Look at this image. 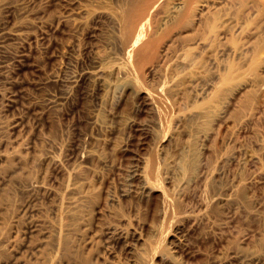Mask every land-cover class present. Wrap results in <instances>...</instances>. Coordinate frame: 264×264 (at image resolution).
Listing matches in <instances>:
<instances>
[{
	"label": "rangeland",
	"instance_id": "rangeland-1",
	"mask_svg": "<svg viewBox=\"0 0 264 264\" xmlns=\"http://www.w3.org/2000/svg\"><path fill=\"white\" fill-rule=\"evenodd\" d=\"M199 1L197 28L176 0L154 12L140 82L119 73L115 0H0V264H264V133L236 127L264 125L239 106L264 12Z\"/></svg>",
	"mask_w": 264,
	"mask_h": 264
},
{
	"label": "bare ground",
	"instance_id": "bare-ground-1",
	"mask_svg": "<svg viewBox=\"0 0 264 264\" xmlns=\"http://www.w3.org/2000/svg\"><path fill=\"white\" fill-rule=\"evenodd\" d=\"M98 3H104L108 0H99ZM164 0H115V5L111 8L110 22L113 29L114 55L120 61L121 69L119 73L122 75H130L141 82V76L146 77L155 74L159 67L161 55L158 51V43L155 39L156 27L153 22L154 12L162 6ZM241 5L248 4V7L254 11L264 12V0H238ZM199 0H176L170 9V13L175 17V23H188L196 28L200 25V19L208 4H202L197 9L196 3ZM213 26L210 29L213 31ZM199 29V28H198ZM215 32V30H214ZM117 39V40H116ZM163 60L166 56L164 55ZM130 72V73H129ZM222 84L228 82V77L219 79ZM257 86V87H254ZM243 89L250 87L243 98L240 100L242 111L248 109L249 104L255 102L257 107L256 113L264 115V76L252 77L250 83L243 85ZM144 105V104H143ZM147 105V104H145ZM242 113L240 112L239 115ZM200 115V114H199ZM203 117V116H202ZM221 123V121H220ZM238 134L248 137L249 135H257L260 139H255L257 144L261 140L260 133H264V125L259 126L253 124L248 126L247 122H237ZM249 128V129H247ZM258 133V134H257ZM221 135L217 134L215 141L220 140ZM264 135H262L263 137ZM222 140V139H221ZM197 168V166H196ZM201 168L199 179H208L209 172L203 163H199L198 169ZM143 175L135 176L147 177L149 174L157 175L158 167L152 162L145 164L142 168ZM198 175V173H197ZM241 182L236 181L235 187H240ZM210 189V187H209ZM242 199V197H240Z\"/></svg>",
	"mask_w": 264,
	"mask_h": 264
}]
</instances>
